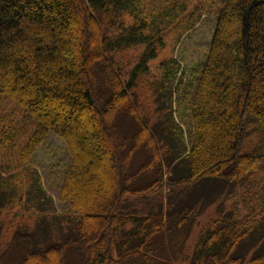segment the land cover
I'll list each match as a JSON object with an SVG mask.
<instances>
[{"label": "trees", "instance_id": "1", "mask_svg": "<svg viewBox=\"0 0 264 264\" xmlns=\"http://www.w3.org/2000/svg\"><path fill=\"white\" fill-rule=\"evenodd\" d=\"M207 2L217 17L206 55L189 77L178 75L179 61H163L148 124L132 89L166 34L194 25L198 2L0 0V103L21 111L17 120L0 105V207L19 195L18 206L25 198L55 209L26 164L51 131L69 154L57 198L73 211L57 220L75 231L62 244L26 250L17 264H165L190 216L213 198L211 183L231 178L244 182L214 199V217L183 259L264 264V179L249 180L264 171V0ZM104 17L121 18L118 30L107 35ZM137 44L144 49L123 78L112 57ZM175 92L185 102L187 137L174 118ZM176 223L183 233L165 242L163 230L168 239ZM254 243L261 250L245 259Z\"/></svg>", "mask_w": 264, "mask_h": 264}, {"label": "rangeland", "instance_id": "2", "mask_svg": "<svg viewBox=\"0 0 264 264\" xmlns=\"http://www.w3.org/2000/svg\"><path fill=\"white\" fill-rule=\"evenodd\" d=\"M196 2H198V9H194L192 15L193 20L195 19L194 25L184 32L181 29H171L166 34L164 44L158 49L156 58L148 62L149 67L147 72L138 76L132 89L134 94L133 101L138 115L145 119L148 124L155 121V90L157 80L161 76L163 61L169 58H174L179 61L180 70L178 75H181V72L185 71L187 77H189V73L193 70H198V65H200L208 50L217 17L216 10L214 7L207 6V0H191L189 7ZM202 6H205L206 10L196 17V14L202 10ZM122 18L124 22H128L129 20L127 16ZM120 19L118 18L115 22L111 23L108 17L103 18L102 24L105 27L107 35L111 34L114 30H118ZM143 49V44H137L124 47L114 53L112 60L119 75H122L123 78L128 77V71L137 62ZM180 96H182L181 93L175 92V102L173 105L174 118L176 122L182 125L184 135L187 137L186 129L189 125V120L184 116L187 113L183 114L185 102L179 99ZM0 105L6 113L13 110L10 117L17 119L16 116L20 115V109L12 103L2 100ZM32 130L30 129L29 131ZM254 141H257V138L247 141L243 146V150L247 149L250 151L254 146ZM68 155L65 142L55 133L49 131L37 150L29 157L26 164L36 169L41 178L42 186L50 195L55 209L51 208V206L42 208L38 204L34 205L33 203L26 205L25 198L21 200L18 206L17 197L19 195H16L12 199V202L5 207H0V264H17L18 256L26 250H36L43 246L62 244L67 238L75 237V231L69 221L62 222L57 220L60 213L67 214L73 212L68 210L70 208H68L66 203L59 201L57 198L63 172L69 159ZM137 159L138 161L136 163H139L140 158ZM11 170L13 172H20L21 168L16 169L14 167ZM162 170L164 172V178L171 172L165 162L163 163ZM172 173L174 176V172ZM263 175L264 171L262 169H256L249 176V180L252 179V183L254 184L260 182L262 185ZM18 180V177L14 178L12 184ZM243 182V178H231L230 180L215 179L211 183L212 186L209 190V195L213 196V198L203 201L199 210L190 216L189 222L185 226L184 238L177 248V253L172 256H166L165 258L162 257L165 264H188V261L183 258L191 255L197 249L195 244L198 241V237L210 219L214 217L215 208L212 203L214 199L223 190L237 188ZM22 190L21 188L20 192ZM262 219L264 220V218ZM182 233V224L176 223L175 227L171 229V232L166 233L168 239H166L163 230V240L170 242L173 237H177ZM258 246L259 243H254L248 249L247 254H245V259L258 253L261 250L260 248L257 249ZM70 253L69 257L72 259L71 256L75 252L70 251ZM78 258H81V256L78 255Z\"/></svg>", "mask_w": 264, "mask_h": 264}]
</instances>
